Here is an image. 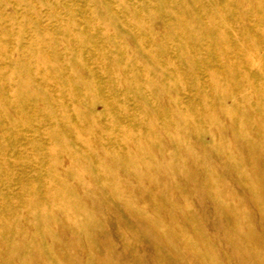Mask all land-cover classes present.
<instances>
[{
    "label": "rangeland",
    "instance_id": "obj_1",
    "mask_svg": "<svg viewBox=\"0 0 264 264\" xmlns=\"http://www.w3.org/2000/svg\"><path fill=\"white\" fill-rule=\"evenodd\" d=\"M191 59H196L193 66L189 65ZM250 61L260 62L264 69V0H0V264L12 259V264H23L25 257L32 255L15 260L7 248L18 237L32 243L39 232L27 216L31 209L26 200L49 210L68 195L62 186L68 180L75 184L73 190L86 194L72 206L69 216L84 222L89 220L86 211L92 217L98 215V221H89L88 226L90 244L98 249L97 261L107 256L113 264H182L180 259L186 257L189 264H208L211 253L203 252L193 257L195 261L188 259L198 255L195 243L181 240L173 247L152 239L150 232H127L124 224L131 223L125 213L133 211L131 205H140L134 209L141 213L146 208L156 216L158 226L167 223L172 231H185L197 238H201L198 229L185 219L201 218L202 235L223 242L222 233L216 232L217 222L222 219L223 229L231 222L207 193L216 183L206 179L207 172L200 166L203 163L224 178L230 194L242 198L240 207L250 215L257 213L248 207L245 195L231 178L235 171L236 178L246 180L243 172L231 170L234 163H253L245 151L248 141L237 143L232 125L234 113L252 125L251 116L255 112L264 116V110H255V105L239 109V97H226L223 104L230 114L224 118L205 107L204 101L207 97H233L242 83L251 86L253 70L245 68L242 74H233L224 69L239 62L247 66ZM215 83L218 86L213 92L209 86ZM256 98L264 106V96ZM173 100L182 110L171 107ZM216 119L224 128L221 141L232 152L241 150V158L223 155L220 144L213 143V133L194 136L192 129L195 133L211 130L210 121ZM130 130L133 135L122 137ZM116 134L121 137L115 138ZM177 135L194 149L190 155L173 157L178 149L173 142ZM134 136H142V145L151 153L131 158L128 145L135 141ZM96 150L102 151L103 157ZM136 163L143 168L150 165L151 170L155 167L158 175L165 167L180 171V175H163V193L156 192L153 198L146 183L152 176L143 174L141 178ZM97 166L102 175L96 173ZM103 173L127 184L129 190L116 188L111 193L122 197L131 209L109 199L108 191L100 188L106 179ZM86 181L97 187L86 188ZM143 181L147 186L141 185ZM15 209L18 216L12 219L9 216ZM120 214L124 216L118 217ZM52 216L46 221L63 220L66 214L57 210ZM35 217L42 224V216ZM19 226L31 234L18 236L15 230ZM54 235L46 233L43 244L51 238L60 245L68 244L67 232ZM129 235L133 237H126ZM88 244L78 242L72 249L75 258L64 260L90 264L92 258L80 257ZM219 249L213 254L220 256ZM223 254L221 259L227 256ZM35 259V264H48L39 256Z\"/></svg>",
    "mask_w": 264,
    "mask_h": 264
},
{
    "label": "bare ground",
    "instance_id": "obj_2",
    "mask_svg": "<svg viewBox=\"0 0 264 264\" xmlns=\"http://www.w3.org/2000/svg\"><path fill=\"white\" fill-rule=\"evenodd\" d=\"M225 29H227V28H225ZM208 31H212V30L209 29ZM213 41H214V43H217V39H213ZM195 62H196V59H191L190 62H189V65L193 66L192 64L195 63ZM242 64L243 63L239 62V65L235 66L234 63H232L231 65H233V66L228 67V68L225 67L224 69H225L226 72L233 73V74L234 73L242 74L244 71L247 70L245 68H249L250 70H253L255 72V78H253V80L251 81L252 82L251 86H248V84H245V83L240 84V86L238 88L239 92H237L238 96L234 95L232 97V96H228V95L225 96L224 95L221 98L212 99L210 97H207L208 99L204 100L205 101V105H206L205 107H209L208 109H213L214 111L219 112L221 114V116L224 117V118L227 117L230 114V112L227 111L226 107L223 104L224 100L226 99V97L227 98H234V99H237L239 97L242 100L241 103L239 104V106H240L239 109L246 108V106H254L255 105V110H261V109L264 110V108H263L264 106L262 104L263 102H261L260 100H258V98H256V97H258V95H260V96L263 95L264 96V94H262V91L264 90V82L262 81V79L264 78V69L262 68V66H259L260 62L250 61L247 66H242ZM217 86H218V84H216V83L215 84H210L209 89L214 92L216 90ZM253 95H256V96H253ZM171 107H173V109L178 110V111L182 110L176 100L172 101ZM183 112H185V111H183ZM185 120H186V123L189 122L188 125L191 124L190 123L191 121L188 118H186ZM251 120H252V125L248 124V122H245L242 118L239 117V115L237 113H234L233 123L235 125L232 123L233 124L232 128H233V131H235L236 134H237L236 135L238 137L237 143L243 144L244 141H246V142L248 141V144L246 143L247 146L245 148L246 149L245 151L248 154H250L251 159L253 160L254 166L252 165L253 164L252 162H251L252 164H250V163L249 164H244V166L241 164V162L234 163L232 166H230L232 171L238 170V171H240V173L243 172L244 175H245L246 180H243V179H240V178H236V176H235L236 172L235 171L233 172V174L232 173H230V174H232L231 178H233V181L240 187V190H242L241 191L242 195H245V199H247V201L249 203L248 207L250 206V208L256 209L255 212H257V213H254V214L252 213L253 215H250L247 212L248 210H245V207L242 208V207L239 206L240 204L238 205V202H241V200L239 201V199H242V198L241 197L239 198V196H237V195L230 194L229 191L225 189L226 185L223 184V182H224L223 179L224 178L222 179L221 177H217L216 172L214 171L215 168L214 169L212 168L213 166H210L209 164H206V163L200 164L201 168L204 171L206 170V172H207L205 174L206 175L205 176L206 179L208 181H210V182H215L216 183V186H214L213 188H210V189L208 188L209 189V190H207L208 195L210 196L211 200L214 201L215 205H217L219 208H222L223 210H225L224 213H226L225 214L226 220L228 222H231L225 229H223L224 227H221V226H223L222 225L223 224L222 223V219H220L217 222V228H216L217 231L216 232L217 233L218 232L222 233L223 238H225V240L223 242L220 241V240H216L215 236L211 235V236L206 237L207 235L206 236L202 235L203 231H202V228H201V218H199V220H195V217L191 216V214H190L189 217L191 216V218L187 217V219H185V223L186 224L192 226V228L195 227V228L198 229L199 236H201V238L200 237L197 238V235L192 234V233H188V232H185V231H183V232H181V231H179V232L172 231L171 228H170V225L167 224V223H163L164 225H159L158 226L157 223H156V221H157L156 218H155L156 216H154L152 213L148 212L146 210V208L143 209L141 211V213H140V212H138V211H136L134 209L135 205L132 206L131 204L128 203L129 205H131L130 207L132 208L133 211L126 210L129 207V206L126 205V202L124 203L127 206V207H125L126 208L125 209L126 213L125 212L124 213L127 214V212H128V219L127 220H129L131 224L129 225V224H124L123 223L124 226H125L123 228H125L127 232H129V231L132 232L133 235L136 234L137 230H139V232H140V230H141V232L142 231L150 232V234L149 233L148 234L150 235V237L152 239H155L156 241L159 240V241L165 242L168 245L173 246V247L178 246V243L181 240H187V241L191 242L192 244L195 243V245L198 248V250H197L198 255H195L193 253L194 255L191 256L189 254L190 257L198 258V257H200L201 254H203V252L204 253H211L212 256H209L211 258L208 259V264H264V167L262 166V164L264 165V153H262V152H264V116H262V115L258 114L257 112H255L253 114V116H251ZM150 123H151V124H149L150 126L151 125L154 126L153 122H150ZM210 124L213 127V128H211L212 131L211 130H207V131L196 132L195 133L194 129H192V131L194 133V136L211 135L210 133H213L212 134L213 143L214 144H220L219 145V146H221V150L220 151L222 152L223 155L232 153L235 156V158H238V157L241 158L242 152H241L240 149H239L240 152H238V151L232 152L231 148H229L226 143H223L221 141L223 139V135H224V128H222L221 124L219 123V120L218 119L211 120ZM113 135L111 134L110 138H114ZM116 135H115V138L121 137L120 134H116ZM126 135L127 136L128 135H133L132 130L127 131L126 134L123 133L122 137H124ZM134 137H135L134 138L135 141L131 142V144L128 145L129 148H130L129 155H131V158H141L145 154L151 153L152 150L148 151V149L145 146L142 145L143 144L142 136H140V137L134 136ZM174 137H175L174 138L175 140L173 139L174 141L173 140H171V141H173V142H175L177 144L178 149L176 151V154H174L173 157H175V158L181 157L182 153H184L186 156L190 155V152L192 150H194V149L185 145V142L183 141V139H182L183 137L182 136L180 137V135H177V136H174ZM257 138L260 139V140H257ZM116 140L118 141V139H116ZM167 142H168V140H167ZM114 143H117V142H114ZM188 144H190V143H188ZM113 147H116V146H113ZM208 148L212 149L213 145L212 146L211 145L208 146ZM109 151H111V149ZM95 153H97V155L99 157H103V154H102L103 152L102 151L96 150ZM113 154H114V152L111 155H113ZM194 154H195V152H194ZM192 156H193V154H192ZM114 157H116V155ZM220 157H221V155H219L218 158H220ZM103 160H105V159L103 158ZM167 160H170V159L167 158ZM130 165H132V164H130ZM197 165H198V163H197ZM251 165L253 167H251ZM226 166H229V165H226ZM136 167H138V169H141L140 173L137 172L140 175L141 178H142L143 174H144L145 177L147 175V178L152 176L150 179H147V178H145V179L148 180V182H146V183H148L147 185L149 187V190H151V196L153 198H154V195H157V193L162 192V190H164V189H162L164 187L163 186V182H162V178L164 177L163 175L166 176V174H168V173H171V174L174 173V174L180 175L179 174L180 171H178V170L177 171H175V170L171 171L170 168H167V167H165V169H162V170L159 171L160 175H158V173H155L156 172V170H155L156 168L155 167H153V170H151L152 166H150V165L145 166L143 168L142 165L139 166L136 163ZM230 167H228V168H230ZM94 169L96 170V173H99L100 175H102V172H101L102 170H100L98 168V166L95 167ZM138 169H136V170L139 171ZM106 175H107L106 173H103V177L105 176L106 179L103 181V184H102V186H100V188L108 191V194H106V195L108 196L109 199H111L113 201H116L117 203L121 202L123 204L124 199L122 197L113 195L111 192L114 191L116 188H120V190L121 189L129 190L130 188H128L127 184L125 185V184H121V183H118V182L114 181L113 180L114 177L112 175L109 176V177H107ZM148 175H150V176H148ZM153 175H155V177ZM202 176H203V178H205L204 175H202ZM12 179H13V177H12ZM176 179H178V178H176ZM258 179H261V180L258 181ZM210 182H208V183H210ZM197 183H199V182L197 181ZM4 184H7V183H4ZM12 184H14V183H12ZM72 184H73V182H69V180L63 182L62 186L65 189V191L68 193V195L65 196V197L63 196L64 198L59 200V202L57 204H55L54 206H52L53 208H50L49 210L38 208V205H37L36 201H31L30 202V200H26V203L29 201V204H26V205H29V207L31 209L27 216H28L29 219H31V221L34 222V224H36L37 229H38L39 232H38V234L36 236L34 235L36 237L35 241L30 243L29 240L26 241L27 239L26 240H19V237H18L19 235L27 236V233H30V232L27 231L26 228H24V226L20 227L21 226L20 225L15 230L17 232L18 239L15 238L16 240H12L11 243H9V245L7 247L8 251L12 254V256L14 257L15 260L16 259L18 260V259L24 257L25 254L30 253L32 255L28 256L27 258L25 257V259L23 260V264H35L36 263V259H35L36 256H39L41 259H43V261L48 262V264H70L71 263L70 261H69L70 263H68L65 260L66 259L69 260L73 256L72 255V249L74 248V245H76L78 242L81 241V242H84V243L87 242V244L89 243L88 244L89 247L86 250V252L84 251L85 253L80 256V257H82V259H85L83 257L86 255V256H88V258H92L90 260L91 261L90 264H113V263H110L109 260L105 259L107 257L106 255H105L106 256L105 258H102L100 260L98 259V261H97L96 260L97 258H95V257H96V252H98V249H94L93 244H90L91 243V241H90V239H91L90 237L91 236H90V232H89V227L88 226L89 225L91 226V224H90L91 222H89V221H95L96 220V222H97L98 221L97 220V216L98 215L97 216L94 215L92 217V215L89 214L90 211L89 212L86 211L84 215L86 216V218L88 217L89 220L84 221V222L83 221L80 222L79 220H75L76 218L74 219V218L69 216V213H70V211L72 209V206H74L76 204V201L79 198L85 199V197H86L85 196L86 194H82V193H84L83 190H82V192H81V190L79 191L78 189H77L78 191L73 190L74 187L72 188ZM143 184H145L144 181L141 182V185L144 187ZM205 184H206V182H205ZM73 185H75V184H73ZM83 186H85L86 188H90V186H93L95 188L97 187L94 182L92 183L90 181L87 182ZM5 187H6V185H5ZM20 187H22V186H20ZM24 188H26V187H24ZM5 189H8V188H5ZM153 190H156V191L153 192ZM9 192H11V191L9 190ZM168 193H169V190H168ZM11 194H13V193H11ZM5 196H8V194H5ZM167 196L170 197L169 195H167ZM32 199H34V198H32ZM6 200H7V198H6ZM143 201H145V198H143ZM6 202H4V203H6ZM24 202H25V200H24ZM22 203H23V201H22ZM14 206H17V205H14ZM137 206L135 208L139 209L140 205H139V207H137ZM131 208H128V209H131ZM166 208H167V206H166ZM6 210H8V209H6ZM57 210H61L64 214H66V217L63 220H57L56 218H52L50 221H46L47 220V216L49 218L53 217L52 214L55 213ZM22 211H23V209H22ZM130 212H131V214H130ZM11 213L12 214L9 217L12 218V219H15L18 216V214H17L18 210L17 209L13 210V212H11ZM81 213H83V212L81 211ZM138 213L141 214L142 216L139 215ZM8 214H10V213H8ZM96 214H98V213H96ZM37 215L38 216H42V218H43V221H41L42 224L41 223L39 224L38 221L40 219L35 217ZM121 215L122 214H120V216H118V217H121ZM165 215H167V214H165ZM122 216H124V215H122ZM126 217H127V215H126ZM192 218H194V219H192ZM78 219H80V218H78ZM12 222H13V220H12ZM123 222H126L125 221V217H124V221ZM5 223H7V222H5ZM179 223H180V221H179ZM256 224H258V225H256ZM135 225H136V227L133 228V226H135ZM5 226H6V224H5ZM50 232H54V234H55L54 236L55 237L57 235H59V233H61V232L62 233H64V232L66 233L67 232V236L66 237L69 238L68 244H66V245H62L61 244L60 245L57 242H54L55 239L52 240V238H51V240L49 239L47 243L43 244L42 241L44 240L43 239L44 235L46 233H50ZM139 232H137V233H139ZM130 236L131 235L126 236V237L130 238ZM131 237H133V236H131ZM22 239H24V238H22ZM46 240H44V241H46ZM218 241H220V242H218ZM210 242H211V244L214 247V248H212L213 250L211 249L212 245L211 246L209 245ZM215 242H216V246H215ZM160 245H162V244H160ZM217 246L220 247V249L219 248L218 249L221 252L223 251V253L225 255H227L225 257V259H221V252H220V256L217 255V252H219L218 249H216L217 250L216 255L213 254V252L216 251L215 247H217ZM178 248H176V251H178ZM179 252H181V251H179ZM184 254H186V253H184ZM27 255H29V254H27ZM32 257H34V258H32ZM64 258H65V260H64ZM192 258H188V259L194 260V258L193 259ZM4 259H6V258H4ZM9 259H10V257H9ZM12 260H10V262H12ZM164 260H165V258H164ZM76 261H77V259H76ZM157 261H159V260H157ZM180 261H181L182 264H189V263H187V258L186 257H182L180 259ZM80 262H81V260H80ZM85 262H87V261H85ZM10 264H12V263H10ZM165 264H167V263L165 262ZM196 264H199L198 261H197Z\"/></svg>",
    "mask_w": 264,
    "mask_h": 264
}]
</instances>
